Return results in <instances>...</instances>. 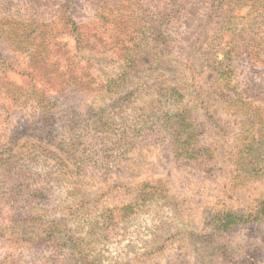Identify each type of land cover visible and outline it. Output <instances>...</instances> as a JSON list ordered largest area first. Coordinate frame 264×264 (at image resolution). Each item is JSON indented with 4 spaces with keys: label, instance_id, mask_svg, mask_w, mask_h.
Segmentation results:
<instances>
[{
    "label": "rangeland",
    "instance_id": "obj_1",
    "mask_svg": "<svg viewBox=\"0 0 264 264\" xmlns=\"http://www.w3.org/2000/svg\"><path fill=\"white\" fill-rule=\"evenodd\" d=\"M0 264H264V0H0Z\"/></svg>",
    "mask_w": 264,
    "mask_h": 264
},
{
    "label": "trees",
    "instance_id": "obj_2",
    "mask_svg": "<svg viewBox=\"0 0 264 264\" xmlns=\"http://www.w3.org/2000/svg\"><path fill=\"white\" fill-rule=\"evenodd\" d=\"M108 1H113V0H108ZM111 9L115 12V13H118V12H120V7L119 6H117V5H113V6H111ZM221 31V30H220ZM23 39L24 38H22L21 39V42L23 41ZM211 55V54H210ZM139 59V50H138V54H136L135 55V59L134 60H130V62H132V61H135V60H138ZM220 69H219V67L218 66H216V71L214 70V73H219V75L220 76H222V75H224V73L223 72H221V71H219ZM217 81L219 82V83H222V81L223 80H220V77H218L217 78ZM160 106H161V104H159ZM185 109H189V107H186ZM251 116H253V115H249V117L250 118H248V119H250L251 120ZM182 120H185V118H183ZM194 130H196V126H194ZM194 134H193V132H191V139L192 138H194ZM247 143H246V147H247ZM194 147V146H193ZM249 149V148H248ZM207 150V149H206ZM206 154H207V158L208 159H210L211 158V154H209V152L208 151H206ZM206 160L204 159V162H205ZM212 161V160H211ZM238 161L241 163L240 165L242 166V167H245V166H247L246 165V163H245V158L243 157V154H239L238 155ZM238 162V163H239ZM237 168H238V166H237Z\"/></svg>",
    "mask_w": 264,
    "mask_h": 264
}]
</instances>
